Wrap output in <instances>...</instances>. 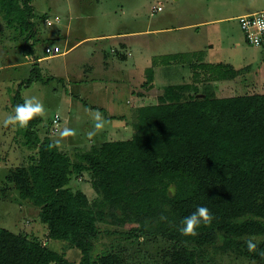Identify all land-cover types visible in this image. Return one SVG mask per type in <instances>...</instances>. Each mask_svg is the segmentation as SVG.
<instances>
[{
  "label": "trees",
  "instance_id": "1",
  "mask_svg": "<svg viewBox=\"0 0 264 264\" xmlns=\"http://www.w3.org/2000/svg\"><path fill=\"white\" fill-rule=\"evenodd\" d=\"M32 2L0 0L4 22L23 39L24 57L35 54ZM38 60L26 87L44 78ZM198 67L204 78L194 68L192 84L164 87L157 104L138 109L131 139L93 146L77 162L48 137L41 139L36 129L44 123L42 115L22 128L24 146L35 154L6 181L39 209L49 240L80 251L81 264H133L122 249L95 255L101 224L129 226L131 237L164 240L169 247L156 264H198L199 251L219 241L223 252L264 264V94L218 97L214 83L232 80L241 70ZM152 72L140 91H157ZM23 102L18 91L12 107ZM84 173L91 174L98 194L93 203L69 188L72 177ZM201 206L211 222L201 223L194 236L183 235L181 221ZM253 237L256 248L250 251L247 241ZM0 264L74 263L48 244L0 227Z\"/></svg>",
  "mask_w": 264,
  "mask_h": 264
},
{
  "label": "rangeland",
  "instance_id": "2",
  "mask_svg": "<svg viewBox=\"0 0 264 264\" xmlns=\"http://www.w3.org/2000/svg\"><path fill=\"white\" fill-rule=\"evenodd\" d=\"M32 6L37 28L32 40L35 43V54L27 60L21 50L23 39L18 38L17 33L7 26L0 14V227L48 244L52 250L64 253L72 263L81 264L80 251L69 249L65 242L49 240L47 227L39 218V209L20 199L13 184L6 181L11 171L27 166L29 157L35 154V150L24 146L22 128L3 124L8 115L14 114V95L21 91L23 100L34 96L43 104L44 123L36 129L37 133L42 140L48 137L59 151L77 162V155L90 151L93 146L133 137L138 109L158 103L159 91H140L141 85L152 71L156 90L191 83L190 77L193 76L188 63L192 60L199 62L196 56L182 53L176 60H170L171 64L163 63L166 57L176 55H169L170 52L192 49L199 45L209 49L205 35L199 34V31H203L202 27L191 30L181 27L192 21L199 23L201 19L225 16L234 6L250 10L261 9L264 8V0H33ZM57 17L59 21H55ZM47 20L52 21L53 25L48 26ZM238 25L237 21L219 25L223 33L227 29L230 34L229 37L222 35L221 39L216 37V49L213 53L217 55L214 54L211 59H226L241 70L247 67L243 63L245 58L238 55L242 51L251 61V71L264 75V47L247 44ZM69 28L72 30L71 35H68ZM193 34H196L195 42L191 38ZM104 35L113 37L102 40L100 37ZM118 36L125 37L117 38ZM124 41L130 44L132 56L126 64L129 71L125 70L119 76L133 75L135 81L119 83L114 80L119 77H115L114 73L104 77H98L99 74L96 73H92V77L87 76L91 74V66L98 63L100 49L104 48L113 59L115 55L110 52L111 49L116 47V52L122 54L117 51V47L118 43ZM55 44L61 48L62 53L68 52L48 57L46 48ZM234 44L239 45L235 51L232 50ZM124 56L126 53L121 55ZM151 56L160 65L145 69L146 59ZM34 57L43 59V62H38V67L42 69L44 78L26 87L24 83L30 78ZM121 57L116 56V59L122 61ZM134 65L137 66L132 69ZM147 70L151 72L148 73ZM79 71L84 72L85 77ZM76 77H82L85 81L80 83ZM215 89L218 90L217 96L221 98L264 94V87L245 88L233 84L225 89ZM138 91L144 93L142 98L133 95V92ZM114 99L119 101V107L111 105ZM96 112H100L105 121L101 130L94 128L93 114ZM57 115L60 116V122L55 132L53 120ZM66 128L72 130L73 134L62 137L60 133ZM91 181L89 173L73 176L69 188L83 191L93 203L98 194L91 186ZM99 227L102 239L96 244L95 255L105 250L122 249L129 254L133 264H156L163 251L169 247L160 238L131 237L127 234L131 228L129 226L122 228L101 224ZM221 246L222 241H219L216 246L199 251L201 257L198 264H263L223 252Z\"/></svg>",
  "mask_w": 264,
  "mask_h": 264
},
{
  "label": "crops",
  "instance_id": "3",
  "mask_svg": "<svg viewBox=\"0 0 264 264\" xmlns=\"http://www.w3.org/2000/svg\"><path fill=\"white\" fill-rule=\"evenodd\" d=\"M262 11H264V8L250 10V9H244V8L242 9V8H239L238 6H234V7L231 8V12L228 11V14L225 15V16H220V17L214 18V19H201V21L199 23H195L196 21H192L189 24H187V25H185V26H183L181 28H183V29L185 28V30H191V29H194V28L198 29V28L202 27L203 31L202 32L199 31V34L203 33V35H205V37H206L205 40H207V42H208V45H206V46L209 49H204L203 47H201L199 45L198 47L193 46L192 49H187V50L186 49H183V50L181 49L180 51H174V52H170L168 54L169 55L170 54H176L175 56H180V54H182V53H189V54H191L193 56H196L198 58L199 62H197V61L195 62V60L194 61L192 60V61H190V63H188V66H189L190 70L192 71V73H191L192 76L194 75L193 70L195 68V70H197L196 73H198V75L201 76L200 78H204V73H203L202 69H200L198 67L201 64H209V65L223 64V65L231 67L232 69H234L236 71H239L240 69H236V67L233 65V63H231L230 61H227L226 59H217V60L211 59V58H213V56L215 54L213 52L216 49V44H215V41H214L216 39V37H218V39H221L222 35L228 36V34H230L227 29H225V31H224L225 33H223L222 32V28H220L219 25L220 24H225V23L230 24L232 21H237V23H238V20H239L240 17L245 16V15H251V14L259 13V12H262ZM238 27L240 28V25H238ZM71 31L72 30L69 28L68 35H71ZM217 31H219V32H217ZM195 36H196V34H193V36L191 37L194 42L196 41V37ZM110 37H113V35H106V36L104 35V36H101L100 38L102 40H104L105 38H110ZM124 37L125 36H118L117 38H124ZM84 40H87V39H84ZM245 42H246V39H245ZM176 43H178V42H176ZM129 45L130 44L127 43L126 41L118 43V47H117L118 50L117 51H119L122 54L126 53V56H125L126 58H124L125 60H122L123 59L121 57L122 54H119V53L116 52V50H115L116 47L112 48L111 51H110V52L114 53V55H115V56H113V59H111L110 55L105 52L104 48L100 49L99 50L100 52L98 54V56H99V58H98L99 60L97 61L98 63L91 66V68L89 69V71H91V74L89 73L87 76L90 75L92 77L93 76L92 73H96V74H99L98 77H104L105 75L114 73L115 77H117L120 74L125 73V70H127V68H126L127 65L126 64H128L129 58L132 56L131 49H130ZM55 46H57V45L55 44ZM171 46H173V45L171 44ZM238 46L239 45H235L234 44L232 50L235 51V49H237ZM261 47H264V44ZM67 52H64L61 55H65V53H67ZM115 53H117V54H115ZM119 55L121 57L120 60H122V61H118V59H116V56H119ZM215 55H217V54H215ZM238 55L240 57H242V59L245 58L244 59L245 62H243V63L247 64V67H245L246 71H245V68L241 69V73L236 78H234L232 80H228V81H222V82L214 83L215 88L216 87H222V89H225V88H227V87H229L230 85H233V84L235 86L240 85V86H243L245 88H249V87H264V75L262 73L257 72V71H255V72L251 71V67H250L251 66L250 62L251 61L249 62V60H248L249 58H247V56H245L244 52H242V51L238 52ZM27 58L28 57H26L25 60H27ZM40 61L43 62V59L39 58L38 62H40ZM35 63H36V58L34 57V64ZM135 63L138 64L137 61H135ZM163 63L165 65H169L172 62L166 63L163 60ZM146 64L147 65H145V67H144L145 69L152 68L154 65L155 66H159L160 65L159 62H157V60L154 59L153 56H151L148 59H146ZM136 66L137 65H134L131 68L133 69ZM96 67H97V69H96ZM128 69H130V68H128ZM127 71H129V70H127ZM127 73H129V72H127ZM79 74H81L82 77H85L84 72L81 73V71H79ZM82 77H80V78L76 77V80L78 82L82 83V82L85 81L84 79H82ZM114 80H117L120 83V82H123V81H125V82H130L131 80L135 81L136 79H135V77L133 75L130 76L129 74H127V75L125 74L124 76H119L118 78H115ZM190 80H191V83L194 82V77H190ZM176 85H179V84H176ZM161 91L162 90H158L157 89L158 93H161ZM111 105L114 106V107H119L120 106L119 101L117 99L112 100V104Z\"/></svg>",
  "mask_w": 264,
  "mask_h": 264
},
{
  "label": "clouds",
  "instance_id": "4",
  "mask_svg": "<svg viewBox=\"0 0 264 264\" xmlns=\"http://www.w3.org/2000/svg\"><path fill=\"white\" fill-rule=\"evenodd\" d=\"M43 113V104L33 96L25 99L23 103L17 104L14 108V114L8 115L3 120V124L5 126L12 125L13 127L25 128L28 126L29 121L33 120L36 116L42 115ZM93 120L95 121L94 128L96 130H101L104 127L105 121L100 112L93 114ZM72 134V130L67 128L60 133L62 137ZM211 219L212 217L206 207H197L194 212L183 218L181 221L183 226L180 231L183 235L194 236L197 234V229L200 227L201 223H210ZM254 239L255 237L247 241V247L250 251L256 248V243L253 242Z\"/></svg>",
  "mask_w": 264,
  "mask_h": 264
},
{
  "label": "built area",
  "instance_id": "5",
  "mask_svg": "<svg viewBox=\"0 0 264 264\" xmlns=\"http://www.w3.org/2000/svg\"><path fill=\"white\" fill-rule=\"evenodd\" d=\"M55 21H59V18H55ZM238 23L242 32L244 33L246 42L250 46L261 47L264 44V11L242 16L239 18ZM47 25L52 26L53 22L47 20ZM45 53L48 55V57H54L63 54L59 46L47 47ZM53 122L55 126V132H57L60 116L57 115Z\"/></svg>",
  "mask_w": 264,
  "mask_h": 264
}]
</instances>
